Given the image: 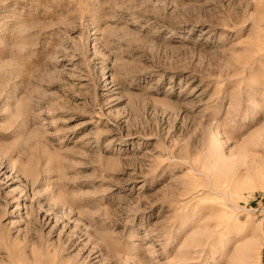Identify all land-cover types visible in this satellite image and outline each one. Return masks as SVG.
I'll return each instance as SVG.
<instances>
[{"label":"rangeland","instance_id":"obj_1","mask_svg":"<svg viewBox=\"0 0 264 264\" xmlns=\"http://www.w3.org/2000/svg\"><path fill=\"white\" fill-rule=\"evenodd\" d=\"M250 245L264 264V0H0V264Z\"/></svg>","mask_w":264,"mask_h":264},{"label":"bare ground","instance_id":"obj_2","mask_svg":"<svg viewBox=\"0 0 264 264\" xmlns=\"http://www.w3.org/2000/svg\"><path fill=\"white\" fill-rule=\"evenodd\" d=\"M212 239V238H211ZM214 239V238H213ZM212 239V240H213ZM215 246V245H214ZM254 247L253 246H249V247H247V248H245V249H243V251L241 252V254L239 255V260H240V262H242V263H247V264H253V261L254 260H256L255 258H256V255H255V251H254ZM189 255H188V258H187V260H185L186 261V263L185 264H198V263H196V261H195V263L194 262H192L191 261V259H190V257L192 258V259H194L195 258V256L194 255H199V253H198V251L196 252V250L195 251H191L190 253H188ZM218 255V254H217ZM221 255V258H222V261L224 262V263H226V264H237V259L235 260L233 257H231V259H228V257L229 256H227L226 255V253H221L220 254ZM237 255V254H236ZM198 257L199 256H197L196 258L198 259ZM206 260V259H205ZM239 260H238V262H239ZM189 261H191V262H189ZM199 262V261H198ZM206 262V261H205ZM181 264V263H180ZM222 264V263H221ZM239 264V263H238Z\"/></svg>","mask_w":264,"mask_h":264}]
</instances>
